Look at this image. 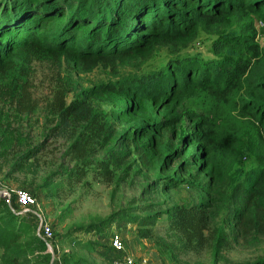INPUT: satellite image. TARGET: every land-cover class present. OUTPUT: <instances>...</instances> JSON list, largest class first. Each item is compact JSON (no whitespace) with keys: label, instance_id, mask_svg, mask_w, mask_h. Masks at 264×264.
<instances>
[{"label":"trees","instance_id":"obj_1","mask_svg":"<svg viewBox=\"0 0 264 264\" xmlns=\"http://www.w3.org/2000/svg\"><path fill=\"white\" fill-rule=\"evenodd\" d=\"M251 16L264 20V0H0V149L16 157L10 173L39 162L48 141L60 139L65 162L41 191L74 190L89 176L116 191L130 177L154 176L143 203L79 224L62 239L121 223L152 239L167 217L184 249L209 254L208 264H229L226 253L238 247H260L264 47ZM202 31L216 37L209 59L187 52ZM32 63L59 69L43 107L31 95ZM94 72L102 77L87 79ZM39 115L44 122L33 135ZM243 157L255 161L244 165ZM183 187L199 199L153 198ZM16 205L0 199V264H56ZM70 214L63 209L53 229ZM58 254L64 264H90L75 251L57 247ZM239 264H264V255Z\"/></svg>","mask_w":264,"mask_h":264},{"label":"rangeland","instance_id":"obj_2","mask_svg":"<svg viewBox=\"0 0 264 264\" xmlns=\"http://www.w3.org/2000/svg\"><path fill=\"white\" fill-rule=\"evenodd\" d=\"M251 18L255 20L256 41L264 47V20L254 16H251ZM236 20L237 18L231 17L230 22ZM243 20L246 22L251 21ZM215 40L216 37L209 36L202 31L197 36L195 44L187 52L198 54L206 59L212 58L211 45ZM165 54H167L166 51H161L154 61L160 62L164 59ZM31 72L33 73L31 77L33 101L43 107L50 99L59 76L58 66L51 63H32ZM101 77L100 72H94L89 74L87 79L94 81ZM39 117L40 122L36 124L37 129L33 132V135L39 132V127L44 122V117L40 115ZM61 143L60 139H50L45 153L41 155L40 160H37L39 162L31 160L23 169L12 173H10V170L16 161V157L13 156L11 149L7 147L0 149V182L4 187L15 191L29 189L33 192L36 189L39 192L37 200L47 214L52 227L56 223V217L60 215L63 209L69 208L71 210L70 216L65 218L62 224L54 227L55 232L60 235L57 238V247L60 254L62 248H65L69 251H75L79 257L85 258L90 264H115V255L110 241L113 235L119 234L124 240L128 253L139 258L148 259L153 264H208L210 262L209 254L195 253L184 249L183 239L173 230L170 219L167 217H164L152 228V239L141 238L138 233L139 228L127 223L115 224L100 235L76 232L73 237L64 238L66 240L62 239L64 235L69 234L68 230L79 224H88L95 219H104L113 212L127 207L129 203L133 205L143 203L148 197L144 189L150 181L154 180V176L146 174L145 177H130L127 181L122 182L116 191L115 185L103 183L92 176H89L88 180L82 184H76L74 190L67 185L64 192H60L59 188L58 194L51 189L41 191L39 188L44 184L45 179L59 167L60 163L65 162L62 158L63 148L60 146ZM247 158H242L244 165H250L255 161V159ZM54 179L60 181L59 177ZM46 194L48 195L46 196ZM199 196L200 193L191 187H183L167 194H161L160 192L153 194V198L157 201L166 200L170 203L187 205L197 201ZM137 201L139 202L137 203ZM24 218L34 222L37 220L32 215L24 216ZM90 243H95L97 246L93 247ZM262 255H264V241L257 249L238 247L231 252H227L226 258L231 261L229 264H239Z\"/></svg>","mask_w":264,"mask_h":264},{"label":"built area","instance_id":"obj_3","mask_svg":"<svg viewBox=\"0 0 264 264\" xmlns=\"http://www.w3.org/2000/svg\"><path fill=\"white\" fill-rule=\"evenodd\" d=\"M0 199L4 200L7 205H11L15 200L20 206V215L36 217L37 235L47 244L48 250L53 254L56 264H64L58 256H55L56 238L54 229L45 211L36 197L27 190H12L3 186L0 182ZM111 248L114 252L115 264H153L145 258H139L127 252L123 238L119 234L113 235L110 241Z\"/></svg>","mask_w":264,"mask_h":264},{"label":"crops","instance_id":"obj_4","mask_svg":"<svg viewBox=\"0 0 264 264\" xmlns=\"http://www.w3.org/2000/svg\"><path fill=\"white\" fill-rule=\"evenodd\" d=\"M24 217V216H23Z\"/></svg>","mask_w":264,"mask_h":264}]
</instances>
